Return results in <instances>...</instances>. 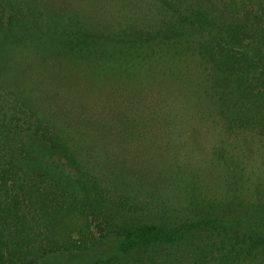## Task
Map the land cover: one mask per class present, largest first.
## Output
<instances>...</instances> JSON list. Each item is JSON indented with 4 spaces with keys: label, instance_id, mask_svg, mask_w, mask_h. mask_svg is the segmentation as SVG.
<instances>
[{
    "label": "trees",
    "instance_id": "obj_1",
    "mask_svg": "<svg viewBox=\"0 0 264 264\" xmlns=\"http://www.w3.org/2000/svg\"><path fill=\"white\" fill-rule=\"evenodd\" d=\"M0 54V264H264V0H0Z\"/></svg>",
    "mask_w": 264,
    "mask_h": 264
},
{
    "label": "rangeland",
    "instance_id": "obj_2",
    "mask_svg": "<svg viewBox=\"0 0 264 264\" xmlns=\"http://www.w3.org/2000/svg\"><path fill=\"white\" fill-rule=\"evenodd\" d=\"M0 55H2L1 57H0V59H1V62H0V74H5V75H7L8 74V68H7V66H5V64L4 63H6V59H5V57H4V54H0Z\"/></svg>",
    "mask_w": 264,
    "mask_h": 264
}]
</instances>
